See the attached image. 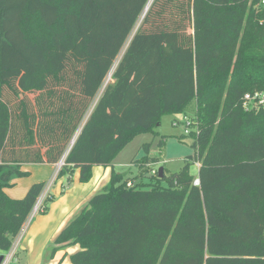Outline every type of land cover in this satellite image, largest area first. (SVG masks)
I'll use <instances>...</instances> for the list:
<instances>
[{"label":"trees","instance_id":"16d2710c","mask_svg":"<svg viewBox=\"0 0 264 264\" xmlns=\"http://www.w3.org/2000/svg\"><path fill=\"white\" fill-rule=\"evenodd\" d=\"M147 2L0 0V251L44 188L9 198L21 165L67 152L58 175L77 168L86 183L134 134L194 103L183 167L161 178L151 169L147 184L135 182L141 172L112 173L57 241L78 245L71 264H264V106L242 107L245 94H264V8L152 0L126 45Z\"/></svg>","mask_w":264,"mask_h":264},{"label":"rangeland","instance_id":"374dc122","mask_svg":"<svg viewBox=\"0 0 264 264\" xmlns=\"http://www.w3.org/2000/svg\"><path fill=\"white\" fill-rule=\"evenodd\" d=\"M150 1L152 2V0H148L146 6ZM143 15L144 10L137 20L126 45L140 25ZM126 45L106 75L94 102L104 88L112 83V73ZM93 104L91 107H93ZM187 116H194V103L188 104L185 108V114L163 115L159 126L154 128V132H137L134 134L126 146L114 156L109 165L93 166L90 169V176L86 183L80 182L77 168H72V172L67 175H58V173L54 175V170L52 175L48 178L45 177L46 179L42 181L44 182L43 192L39 197L44 196L43 210L37 213H31V211L20 231L21 238L18 252L22 258L20 264H71L69 256L77 249V245L60 244L57 239L63 227L61 229H58V227L68 217L74 220L80 210L87 205L89 199L101 192L109 184L112 173L120 174L124 178H133L141 172L143 174L142 181L147 184L151 178V169L158 171L162 168L165 176L178 172L183 167L185 158L193 154V149L190 147L192 137L183 134L181 125L172 127V122L174 118L178 120V118L181 119ZM162 136L163 141L160 145L159 140ZM144 144H149L147 157L157 161L151 167L140 165V162L146 156L142 148ZM133 160H136V162L133 163ZM189 173L192 176L197 175L195 164H191ZM29 177V174H27L23 178ZM161 184L166 185L165 182ZM17 189L18 186L15 191ZM88 192H91L89 197L86 195ZM39 217H43V222L33 228V231L30 230L29 226L32 221ZM28 239L29 245L26 249V244L28 243L25 242Z\"/></svg>","mask_w":264,"mask_h":264},{"label":"built area","instance_id":"2783aa9c","mask_svg":"<svg viewBox=\"0 0 264 264\" xmlns=\"http://www.w3.org/2000/svg\"><path fill=\"white\" fill-rule=\"evenodd\" d=\"M258 4L260 7L264 8V0H259ZM257 106H264V94H259V93L249 94V93H247L243 96L242 107L244 110L247 111L250 109H254V108H257ZM194 124L195 123L192 120H190L188 117H184L180 120H173L172 127H178L179 125H181L183 128V134L189 135L191 133V130L197 131V130H195V128H193ZM64 158H65V156L63 157V159H61L57 163L56 171H55L54 175H57V173L59 172L61 167L64 165ZM196 166L198 167V164H196ZM151 173L153 175H155L156 172L152 171ZM195 184H197V181H195ZM127 186H130V183H128ZM41 194H40V196H41ZM39 197H38L31 213L42 212V210H43L42 204L44 201V199H43L44 196H42L41 198H39ZM20 231L13 238L9 249L6 251H0V258H1L0 264H17L18 254H19L18 253L19 252V242H20V238H21L20 237V234H21Z\"/></svg>","mask_w":264,"mask_h":264},{"label":"crops","instance_id":"0c3cea01","mask_svg":"<svg viewBox=\"0 0 264 264\" xmlns=\"http://www.w3.org/2000/svg\"><path fill=\"white\" fill-rule=\"evenodd\" d=\"M174 120H177V118L176 119L174 118ZM178 120H180V118H178ZM65 154H64V156H65ZM64 156H62L61 159H63ZM134 161H136V160H134ZM56 165L57 164H40V165L23 164V165H21L20 166L21 171L24 172V173L29 174L30 177L29 178H22V179L21 178H19V179L18 178H12V180L10 182L11 183L10 184V187L9 188H6L4 190L5 193H6V195L9 198H12V199H20V198H22L23 195L25 194V192L27 191V189L29 188L30 185H32L34 183H41L42 181H44V179H46L45 177L48 178L50 175H52L53 171L54 170L56 171ZM55 171H54V173H55ZM139 174L140 173H138V175ZM141 181H142V179L140 178V179L136 180L135 182L139 183ZM42 183H44V182H42ZM17 186H18V189H17V191H15V188ZM90 193L91 192H88V194H86V195L89 197L91 195ZM43 217H39L38 219L32 221V223L29 226V229L33 231V228L39 226L40 223L43 222ZM70 220H71V218H69V217L66 218L64 220V222H62V224L58 227V229H61L62 227L64 229L66 227L65 225H68L70 223L69 222ZM25 243H28V244H26V249H27L28 248V245H29V239ZM78 249L79 248H78V245H77V249L74 252H76ZM73 253H71V254H73ZM21 260H22V258L18 254V262H17V264H20V261Z\"/></svg>","mask_w":264,"mask_h":264},{"label":"water","instance_id":"95a60500","mask_svg":"<svg viewBox=\"0 0 264 264\" xmlns=\"http://www.w3.org/2000/svg\"><path fill=\"white\" fill-rule=\"evenodd\" d=\"M162 168H160L159 170H158V176H159V178H161L162 177ZM0 261H1V258H0Z\"/></svg>","mask_w":264,"mask_h":264},{"label":"bare ground","instance_id":"6f19581e","mask_svg":"<svg viewBox=\"0 0 264 264\" xmlns=\"http://www.w3.org/2000/svg\"><path fill=\"white\" fill-rule=\"evenodd\" d=\"M151 2V1H150ZM150 2L148 3V5L145 7L144 9V13L146 12V10L148 9L149 5H150Z\"/></svg>","mask_w":264,"mask_h":264}]
</instances>
